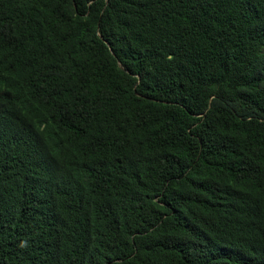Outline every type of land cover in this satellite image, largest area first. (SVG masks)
<instances>
[{
	"label": "trees",
	"instance_id": "obj_1",
	"mask_svg": "<svg viewBox=\"0 0 264 264\" xmlns=\"http://www.w3.org/2000/svg\"><path fill=\"white\" fill-rule=\"evenodd\" d=\"M0 264H264V0H0Z\"/></svg>",
	"mask_w": 264,
	"mask_h": 264
}]
</instances>
